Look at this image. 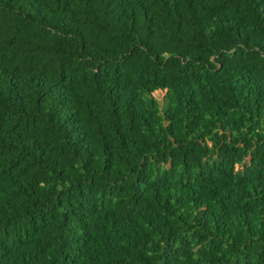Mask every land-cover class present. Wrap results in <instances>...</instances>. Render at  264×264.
I'll return each instance as SVG.
<instances>
[{
  "label": "trees",
  "instance_id": "1",
  "mask_svg": "<svg viewBox=\"0 0 264 264\" xmlns=\"http://www.w3.org/2000/svg\"><path fill=\"white\" fill-rule=\"evenodd\" d=\"M0 264H264V0H0Z\"/></svg>",
  "mask_w": 264,
  "mask_h": 264
}]
</instances>
